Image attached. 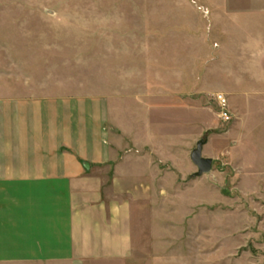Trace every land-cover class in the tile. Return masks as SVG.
Instances as JSON below:
<instances>
[{"label":"rangeland","instance_id":"374dc122","mask_svg":"<svg viewBox=\"0 0 264 264\" xmlns=\"http://www.w3.org/2000/svg\"><path fill=\"white\" fill-rule=\"evenodd\" d=\"M12 2L36 33L44 91L109 100L128 141L153 140L149 119L160 132L162 172L139 202L136 238L163 243L92 264H155L143 256L155 252L264 264V0ZM200 140L213 159L203 175L191 159Z\"/></svg>","mask_w":264,"mask_h":264},{"label":"crops","instance_id":"0c3cea01","mask_svg":"<svg viewBox=\"0 0 264 264\" xmlns=\"http://www.w3.org/2000/svg\"><path fill=\"white\" fill-rule=\"evenodd\" d=\"M12 1L0 0V264L123 263L140 244H162L136 238L139 202L162 172L160 132L149 119L153 140L128 141L109 100L44 91L36 33L27 14L3 7Z\"/></svg>","mask_w":264,"mask_h":264},{"label":"water","instance_id":"95a60500","mask_svg":"<svg viewBox=\"0 0 264 264\" xmlns=\"http://www.w3.org/2000/svg\"><path fill=\"white\" fill-rule=\"evenodd\" d=\"M205 140H200L197 144L196 149L191 153V159L193 163L198 167L197 175H203L209 173L213 167V159L203 156V146Z\"/></svg>","mask_w":264,"mask_h":264},{"label":"built area","instance_id":"2783aa9c","mask_svg":"<svg viewBox=\"0 0 264 264\" xmlns=\"http://www.w3.org/2000/svg\"><path fill=\"white\" fill-rule=\"evenodd\" d=\"M217 99H218V102L222 108L223 118L229 119L230 116L228 114V110L226 109V107L228 106L227 98L225 97V95L223 93H219V94H217Z\"/></svg>","mask_w":264,"mask_h":264}]
</instances>
